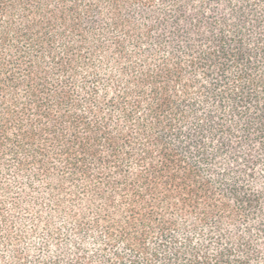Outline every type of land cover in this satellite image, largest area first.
<instances>
[{
    "label": "trees",
    "instance_id": "obj_1",
    "mask_svg": "<svg viewBox=\"0 0 264 264\" xmlns=\"http://www.w3.org/2000/svg\"><path fill=\"white\" fill-rule=\"evenodd\" d=\"M8 206L0 264H264V0H0Z\"/></svg>",
    "mask_w": 264,
    "mask_h": 264
},
{
    "label": "rangeland",
    "instance_id": "obj_2",
    "mask_svg": "<svg viewBox=\"0 0 264 264\" xmlns=\"http://www.w3.org/2000/svg\"><path fill=\"white\" fill-rule=\"evenodd\" d=\"M12 209L8 206L5 211L8 212L7 215L10 219L13 213L20 214L22 216V220L18 221L15 226H13L10 231L6 229L4 225L0 224V256L5 254L4 256L9 257L12 252V249H23L29 255L36 256L37 250L42 248L45 252L48 251L47 246L45 245V241H49L50 245L53 244L54 238L49 236V232L46 230V227L40 225L38 228L33 229L32 223L29 221L28 217L31 215H27V212L24 208L19 209V212H13ZM45 213V210H44ZM57 222V221H56ZM10 234L12 238L10 239L7 235ZM21 235V240L16 241L13 239V236ZM48 242V243H49ZM11 258V255H10ZM24 260L23 262H25Z\"/></svg>",
    "mask_w": 264,
    "mask_h": 264
}]
</instances>
